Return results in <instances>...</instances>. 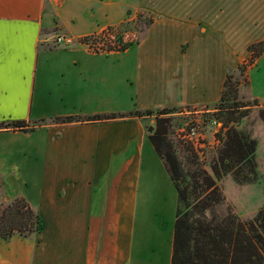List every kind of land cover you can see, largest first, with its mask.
<instances>
[{"label":"crops","instance_id":"crops-1","mask_svg":"<svg viewBox=\"0 0 264 264\" xmlns=\"http://www.w3.org/2000/svg\"><path fill=\"white\" fill-rule=\"evenodd\" d=\"M141 12L155 22L126 50L81 41ZM187 21L191 38L186 0H0V122L27 124L0 129V185L43 223L37 235L0 236V264H172L178 193L146 129L156 115L54 119L220 101L230 68L221 52L238 64L264 36L239 55L221 30ZM57 34L73 44L53 46ZM18 176H36L35 187L15 191Z\"/></svg>","mask_w":264,"mask_h":264},{"label":"trees","instance_id":"trees-1","mask_svg":"<svg viewBox=\"0 0 264 264\" xmlns=\"http://www.w3.org/2000/svg\"><path fill=\"white\" fill-rule=\"evenodd\" d=\"M148 12L138 14L136 20H126L117 26H109L100 34L82 38V42L97 49L95 37L106 40L102 51H123L139 42L128 39L129 32L146 30L155 22ZM103 37V38H102ZM250 61L264 53V40L248 47ZM237 88L232 75L227 73L221 99L217 104L223 113L222 127L218 132L220 147L210 166L211 172L199 164L191 167L192 158L179 156L174 141L169 136L170 117L182 111L181 107L144 110L127 114L109 113L87 118L78 116L59 117L58 123L107 120L132 114L156 115L157 127L149 138L158 155L164 161L178 193V208L174 224V248L172 264H264V207L248 221H242L230 209L219 213L218 207L225 202L218 180L231 175L239 184L258 180L257 140L237 127L244 116L237 101ZM264 120V108L260 110ZM25 121L0 122V129H24ZM192 157V156H191ZM194 159V158H193ZM197 159V157H196ZM186 162V166H185ZM43 229L38 211L25 198L17 197L0 204V236L9 239L15 234L37 235Z\"/></svg>","mask_w":264,"mask_h":264},{"label":"rangeland","instance_id":"rangeland-1","mask_svg":"<svg viewBox=\"0 0 264 264\" xmlns=\"http://www.w3.org/2000/svg\"><path fill=\"white\" fill-rule=\"evenodd\" d=\"M164 3L168 0H162ZM263 0H186V38H191L189 32V25L187 20L195 21L201 19L208 23L214 29L221 30L233 43H236L239 55L245 52V41L250 38L257 39L264 36V26L259 29L255 27L252 20L256 19L263 10ZM244 15L248 16L250 21L246 22ZM244 24H241L243 23ZM199 30L204 26H199ZM173 32V30H170ZM166 33L164 31H155V36L160 37V34ZM128 39H141L142 34L139 32H129ZM154 36V37H155ZM145 37H150L148 34ZM153 37V38H154ZM96 45L103 44L106 38L101 39L95 37ZM214 46V43H209ZM53 42V46H54ZM211 48V47H209ZM222 50V49H221ZM222 60L228 61L227 73L232 75V80L237 88V102L240 105V111L244 116L237 124V127L243 132L249 134L252 138L257 140V162L258 175L257 181L246 184L237 183L231 175L225 176L218 180L217 184L222 189L225 202L218 207L219 213H225L231 210L242 221L252 219L257 212L264 207V120L260 116V110L264 108V53L257 57L254 61H250L249 54L246 53L244 58L238 62H234L227 53L223 50L221 52ZM235 65V66H234ZM216 102L204 106H190L185 107L186 110H194V108L204 110L205 114L200 115H182V111L168 115L172 118L170 122L169 136L174 141L177 152L183 160H186V154H190L192 158L191 167L199 164L203 169L211 172L210 166L220 147L218 132L222 126L219 120L222 118V112L218 108ZM183 108V109H185ZM217 119L219 124H214L213 121ZM147 122L146 129L152 128L151 133L157 127V119L152 118ZM190 121H198L202 124L201 127V143L196 149L188 140L182 138L181 129ZM203 139V140H202ZM192 156V157H191ZM197 157V159H196ZM194 158V159H193ZM196 162V163H195ZM186 166V162H185ZM14 178L13 189L17 192L31 190L35 187L36 176H18ZM28 180V183L25 180ZM2 186L0 185V204L4 205L14 198L5 199L3 195Z\"/></svg>","mask_w":264,"mask_h":264},{"label":"built area","instance_id":"built-area-1","mask_svg":"<svg viewBox=\"0 0 264 264\" xmlns=\"http://www.w3.org/2000/svg\"><path fill=\"white\" fill-rule=\"evenodd\" d=\"M54 44L58 47H69L73 44V38L63 34H57L53 40ZM102 45H98L96 51H102ZM180 114L182 115H200L205 114L204 110H200L194 108V110H183ZM214 124H221L215 119L213 121ZM202 124L198 121H190L189 123L185 124V126L180 130L182 138L188 140L196 149L199 150L198 144L201 143L202 133H201ZM222 127V126H221ZM220 127V129H221ZM220 131V130H219ZM203 140V139H202Z\"/></svg>","mask_w":264,"mask_h":264},{"label":"snow or ice","instance_id":"snow-or-ice-1","mask_svg":"<svg viewBox=\"0 0 264 264\" xmlns=\"http://www.w3.org/2000/svg\"><path fill=\"white\" fill-rule=\"evenodd\" d=\"M3 87V66H2V59H0V91H2ZM2 99V97H0Z\"/></svg>","mask_w":264,"mask_h":264},{"label":"water","instance_id":"water-1","mask_svg":"<svg viewBox=\"0 0 264 264\" xmlns=\"http://www.w3.org/2000/svg\"><path fill=\"white\" fill-rule=\"evenodd\" d=\"M150 130L152 131V128Z\"/></svg>","mask_w":264,"mask_h":264}]
</instances>
